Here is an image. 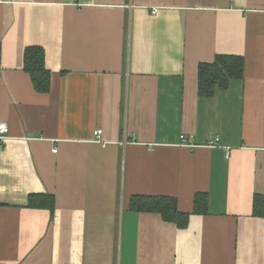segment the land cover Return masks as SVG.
Wrapping results in <instances>:
<instances>
[{
  "label": "crops",
  "instance_id": "obj_1",
  "mask_svg": "<svg viewBox=\"0 0 264 264\" xmlns=\"http://www.w3.org/2000/svg\"><path fill=\"white\" fill-rule=\"evenodd\" d=\"M219 54L243 77L199 96ZM0 122V264H264V0H0ZM44 194L53 210L30 205ZM136 195L171 197L186 226Z\"/></svg>",
  "mask_w": 264,
  "mask_h": 264
},
{
  "label": "trees",
  "instance_id": "obj_2",
  "mask_svg": "<svg viewBox=\"0 0 264 264\" xmlns=\"http://www.w3.org/2000/svg\"><path fill=\"white\" fill-rule=\"evenodd\" d=\"M23 69L29 75L33 88L37 92L45 93L50 86V72L45 67L44 50L41 46L32 45L24 49ZM243 77V59L240 56L216 55L210 63L198 65V94L199 96H213L219 91L225 90L233 79ZM31 206L54 208L53 195H31ZM173 200L165 196H132L129 201V209L135 212H156L163 220L175 222L178 227L187 224V213L173 210ZM207 200L204 193L194 196L193 212L205 213ZM253 215L264 217V194H255L253 199Z\"/></svg>",
  "mask_w": 264,
  "mask_h": 264
},
{
  "label": "built area",
  "instance_id": "obj_3",
  "mask_svg": "<svg viewBox=\"0 0 264 264\" xmlns=\"http://www.w3.org/2000/svg\"><path fill=\"white\" fill-rule=\"evenodd\" d=\"M152 11L153 12H156L157 9L154 8ZM100 133H101V130L100 129L94 131V135L97 136V137H99ZM7 135H8V126H7V124L5 122H0V141H2L5 138H7ZM185 138L186 137L184 135L181 136L182 144L190 146L189 143H186L185 144V142H184L185 141ZM218 141H219V138L218 137H215L214 140L209 143V145L210 146H214L216 143H218Z\"/></svg>",
  "mask_w": 264,
  "mask_h": 264
},
{
  "label": "water",
  "instance_id": "obj_4",
  "mask_svg": "<svg viewBox=\"0 0 264 264\" xmlns=\"http://www.w3.org/2000/svg\"><path fill=\"white\" fill-rule=\"evenodd\" d=\"M172 207H173V210L175 211V210H176V201H175V200H173V205H172Z\"/></svg>",
  "mask_w": 264,
  "mask_h": 264
}]
</instances>
